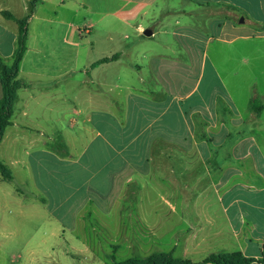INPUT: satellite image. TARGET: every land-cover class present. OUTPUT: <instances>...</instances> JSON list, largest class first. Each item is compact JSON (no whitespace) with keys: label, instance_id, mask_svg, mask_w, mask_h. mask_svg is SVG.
<instances>
[{"label":"crops","instance_id":"obj_1","mask_svg":"<svg viewBox=\"0 0 264 264\" xmlns=\"http://www.w3.org/2000/svg\"><path fill=\"white\" fill-rule=\"evenodd\" d=\"M34 1L0 0L3 59L13 58L17 20L30 16L18 76L23 86L0 144V159L13 173L11 182L0 176V204L17 203L23 214L25 201L34 200L52 215L44 196L50 201L53 196L71 202L66 212L76 213L75 197L89 196L99 199L97 213L99 204H107L103 209L113 217L119 210L133 216V203L170 204L178 197L186 204L184 213L190 204L208 203L205 192L182 195L177 189L178 180L189 186L211 162L219 166L214 150L203 149L208 133L216 128L219 134L217 125L231 121L224 119L233 110L227 78L209 50L264 37V0H41L33 7ZM47 5L54 7L52 13L40 11ZM92 34L94 40L86 38ZM6 40L14 43L8 55L1 44ZM84 42L100 57H83ZM113 56L118 57L97 65ZM220 57L236 63L239 53ZM234 69L232 78L238 77ZM247 106L255 118L251 100ZM7 183L18 187L7 189ZM151 188L165 193L153 198ZM215 188L220 212L197 215L198 225L180 233L183 256L174 255L180 246L175 242L170 252L194 263L241 252L261 264L264 196L240 197L231 189L221 194L223 181ZM248 188L264 193V183ZM154 229L147 222L139 228L132 224L124 228L123 241L145 249L157 237ZM201 252L208 255L192 259Z\"/></svg>","mask_w":264,"mask_h":264},{"label":"rangeland","instance_id":"obj_2","mask_svg":"<svg viewBox=\"0 0 264 264\" xmlns=\"http://www.w3.org/2000/svg\"><path fill=\"white\" fill-rule=\"evenodd\" d=\"M53 8L52 5H47L40 8V11L52 13ZM144 25L146 29H150L148 21ZM96 32L97 37L102 35L100 28L93 33ZM95 37L96 34H92L91 38L86 35V38L91 40ZM1 44L4 46L5 55H8L14 43L6 40ZM84 44L83 57H100L97 54L98 49L91 50L86 42ZM16 47L17 43L15 49ZM232 51L239 53L238 62L220 57L221 54ZM209 55L211 60L223 69L227 78V91L233 102V110L230 115H225L224 119L233 122L218 124L220 133L216 134V128H213L206 139V147L203 150H214L216 155L213 157L219 166L211 162L208 165L209 170H203L199 173L201 177L191 179L189 186H184V180H178L181 184L177 189V193L180 191L182 195L198 196L201 191L205 192L209 202L190 204L187 213L183 212L186 204L182 199L178 200V197L171 199L170 204L133 203L134 209L136 208L131 212L133 216L120 213L119 210L112 214L113 217H109L108 210L105 212L103 209L107 204L98 205L103 206L99 213L94 210L99 199L94 198L92 201L89 196H77L74 204L76 213H67L66 208L71 202L64 203L53 196L50 201L44 196L47 199L45 203L48 212H52L57 218L43 210L42 204L34 200L25 201L23 214H20L17 203L10 204V208L0 204V264H119L130 258L142 259L156 251L169 253L174 242L180 245L174 255L182 257V230L191 225H198L196 216L199 214L220 212V205L215 199L216 183L224 182L225 189L219 188L221 194L231 189V195L245 198L263 197L264 193H258L254 188L250 190L248 187H262L264 183V109L251 119L247 105L250 100L257 99L264 107V37L240 39L232 48L215 44L209 50ZM3 60L7 66L13 64V58ZM232 66L235 67L234 71L238 72V77L232 78ZM227 134L230 136H226ZM5 187L13 190L18 186L7 183ZM128 191L134 192L136 188H128ZM150 191L151 193L143 190L141 193H150L153 198L158 193H165V190L160 193L152 188ZM84 200L88 202L84 204ZM242 207L247 211L246 205ZM90 212H93L91 217ZM138 215L140 217L136 218ZM146 222L155 228L157 237L149 245L147 243L145 249H142V245H136L132 249L123 241L124 228L132 224L134 228H139ZM122 227L124 231L121 232ZM135 241L140 242L137 239ZM154 242L156 243L153 245ZM203 255L208 254L201 252L192 259L200 261Z\"/></svg>","mask_w":264,"mask_h":264},{"label":"trees","instance_id":"obj_3","mask_svg":"<svg viewBox=\"0 0 264 264\" xmlns=\"http://www.w3.org/2000/svg\"><path fill=\"white\" fill-rule=\"evenodd\" d=\"M39 1L41 0H35L32 4L33 7ZM3 15L7 19L15 20V17L7 12H3ZM29 19L30 16L22 20H17L19 34L17 47L13 55V64L7 66L0 56V82L2 86V97L0 99V144L6 129L12 124L11 117L17 99V92L23 86L18 80V76L20 64L27 49ZM117 57L118 56H113L111 59H102L97 62V65L116 60ZM251 109L258 113L263 110V107L257 99H253L251 100ZM0 176L5 182H11L13 180L11 169L1 159ZM254 262V259L244 256L241 252L213 254L205 258L201 263H194L188 259H178L172 252H154L142 259L130 258L119 264H253ZM259 262L264 264V245L261 249V258Z\"/></svg>","mask_w":264,"mask_h":264},{"label":"water","instance_id":"obj_4","mask_svg":"<svg viewBox=\"0 0 264 264\" xmlns=\"http://www.w3.org/2000/svg\"><path fill=\"white\" fill-rule=\"evenodd\" d=\"M152 35V31L151 30H148L147 32H145V36H151Z\"/></svg>","mask_w":264,"mask_h":264}]
</instances>
